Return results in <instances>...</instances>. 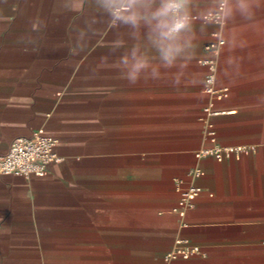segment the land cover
Here are the masks:
<instances>
[{"label":"crops","instance_id":"obj_1","mask_svg":"<svg viewBox=\"0 0 264 264\" xmlns=\"http://www.w3.org/2000/svg\"><path fill=\"white\" fill-rule=\"evenodd\" d=\"M208 5L195 0L194 16ZM257 22L195 20L187 68L130 86L111 66L120 50L110 52L134 41L90 0L83 13L61 0H0V155L43 130L63 158L45 177L0 175V264H163L178 238L197 253L170 264H264V9ZM217 38L225 43L207 50ZM215 54L230 88L215 104L227 112L213 121L217 143L256 150L202 160V193L182 226L176 187L190 182L195 151L214 145L201 117Z\"/></svg>","mask_w":264,"mask_h":264},{"label":"clouds","instance_id":"obj_2","mask_svg":"<svg viewBox=\"0 0 264 264\" xmlns=\"http://www.w3.org/2000/svg\"><path fill=\"white\" fill-rule=\"evenodd\" d=\"M87 0H61L66 12L83 13ZM102 21L113 25L114 30H124L134 41L127 46L125 41L116 40L110 55H118L111 66L128 85L134 86L141 80H159L162 70H176V75L187 68L195 48L197 33L195 19L209 23L220 19L225 23L239 17L257 28L258 11L264 9V0H209L208 7L194 16L195 0H90ZM79 6V7H78ZM95 19L85 20V27L77 34V43L83 47L91 38ZM243 47L244 44L239 45ZM154 52L155 56L149 55ZM108 56L101 62L107 64ZM154 60L156 62H154ZM229 63H232L230 60ZM170 86L178 87L179 79Z\"/></svg>","mask_w":264,"mask_h":264},{"label":"built area","instance_id":"obj_3","mask_svg":"<svg viewBox=\"0 0 264 264\" xmlns=\"http://www.w3.org/2000/svg\"><path fill=\"white\" fill-rule=\"evenodd\" d=\"M211 22L222 25L224 21L217 18ZM224 43L223 39L217 38V41L207 45L206 49L216 53ZM206 64L208 72L204 79V92L208 97V102L203 110L201 121L205 125L204 138L213 141L214 145L201 146L195 151L196 163L188 170L190 182L186 185L179 182L176 187L179 201L174 210L181 217L182 226L186 225L184 218L187 212L195 207V203L202 193V187L199 185V180L203 175L202 160L212 158L222 162L231 157L240 159L243 156L251 155L256 150L254 145H221L217 143L213 121L216 117L226 115L227 112L217 111L215 104L228 96L230 88L218 83V57L216 54L207 59ZM56 149L57 141L43 130L34 132L29 138L15 139L7 153L0 155V175H21L27 179L33 176L45 177L52 165L60 164L63 161ZM196 253V247H191L187 240L178 238L175 241V249L164 256L163 264H170L178 259H189Z\"/></svg>","mask_w":264,"mask_h":264}]
</instances>
